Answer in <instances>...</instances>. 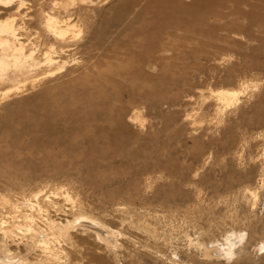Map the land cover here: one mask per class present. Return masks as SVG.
Returning a JSON list of instances; mask_svg holds the SVG:
<instances>
[{"label":"rangeland","instance_id":"obj_1","mask_svg":"<svg viewBox=\"0 0 264 264\" xmlns=\"http://www.w3.org/2000/svg\"><path fill=\"white\" fill-rule=\"evenodd\" d=\"M28 1L41 27L38 5L52 11L53 0ZM92 1L72 13L77 56L95 63L82 78L0 96V193L64 186L130 236L103 251L84 237L79 264H172L175 251L184 264H213L186 249L187 234L244 227L253 230L245 250L214 264H264V3L251 17L253 8L239 14L220 0H139L127 11L123 0ZM243 81L238 102L216 116L209 88Z\"/></svg>","mask_w":264,"mask_h":264},{"label":"bare ground","instance_id":"obj_2","mask_svg":"<svg viewBox=\"0 0 264 264\" xmlns=\"http://www.w3.org/2000/svg\"><path fill=\"white\" fill-rule=\"evenodd\" d=\"M138 1L123 0L121 10L133 8L135 4H139ZM87 2L93 1L53 0L52 11L44 10L41 3L38 5L42 18L39 27L36 17L30 14V1L0 0V14L6 13L0 17L1 98L11 92H26L29 87L39 85L44 87L50 84L53 88L61 87L63 82L72 84L80 80L83 73L95 64H89V61L83 63L81 56H77L82 27L78 23L79 19L72 13L79 4ZM194 2L197 0H192V3ZM231 2L236 5L235 11L239 14L243 11V4L253 8V12H244L252 17L257 5H262L264 0H220L219 5L233 8ZM24 8L27 10L23 11ZM180 12V9L176 8L174 15ZM222 12L220 8L214 13L221 16ZM170 13L172 15V11ZM88 57H95L97 60L100 58L93 53ZM227 58L223 56L220 61L223 62ZM245 86L246 81H243L238 87L209 88L211 95L215 97L216 116L219 117L225 108L238 102ZM140 116V112L135 109L130 119H139ZM261 182L263 186L264 178H261ZM246 191L251 195V206L255 209L260 199L259 191L256 187ZM61 200L68 202L70 207L67 211H72L73 215L70 216L60 205ZM143 225L148 231L155 230L149 222ZM252 234L253 230L248 231L245 227L225 230L221 236L208 239L187 234L185 244L186 249L193 248L199 260L214 264L241 254L251 242ZM84 237L94 238L100 250L122 248L130 241V236L118 225L115 226L105 218L83 210L81 202L64 186L57 187L50 193L44 189L16 195L0 193V264H63L67 261L79 264L73 257V251L79 252L83 249L80 242L86 240ZM262 243L264 248V241ZM146 248L148 252H157L152 247ZM177 254L175 251L171 263L184 264ZM158 257L165 258L161 253Z\"/></svg>","mask_w":264,"mask_h":264}]
</instances>
